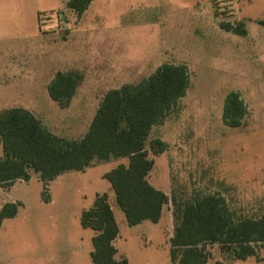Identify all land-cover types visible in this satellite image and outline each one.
<instances>
[{
  "label": "rangeland",
  "instance_id": "obj_1",
  "mask_svg": "<svg viewBox=\"0 0 264 264\" xmlns=\"http://www.w3.org/2000/svg\"><path fill=\"white\" fill-rule=\"evenodd\" d=\"M52 4L56 10L42 15V26L56 41L46 38L26 43L27 53L16 48L0 55V110L31 109L56 135L80 138L108 89L136 83L164 63L184 66L185 95L146 140L154 160L147 180L169 201L157 223L128 225L103 177L126 164L125 157L58 175L45 187L47 200L31 172L28 181L0 185V207L20 203L0 225V264H92L94 232L82 228L79 217L97 193L107 194L119 229L115 257L125 264H172L168 240L178 222L175 211L193 192H219L244 213L264 211V0H92L81 17L68 19L66 0ZM221 21L243 23L246 36L220 28ZM71 66L82 79L62 109L39 84ZM231 91L246 106L234 128L221 118ZM152 139L162 141L160 153L150 150ZM207 248L208 264L223 260L218 244ZM258 253L259 261L229 264H264V248Z\"/></svg>",
  "mask_w": 264,
  "mask_h": 264
},
{
  "label": "trees",
  "instance_id": "obj_2",
  "mask_svg": "<svg viewBox=\"0 0 264 264\" xmlns=\"http://www.w3.org/2000/svg\"><path fill=\"white\" fill-rule=\"evenodd\" d=\"M91 0H67L66 8L80 16ZM264 25V20H259ZM220 28L246 36L244 24L221 21ZM82 79L77 71H56L47 84L51 100L64 109L73 98ZM187 73L182 65L164 63L136 83H124L108 89L80 138L56 135L39 118L22 107L0 111V185L15 180L28 181L36 173L45 187L58 175L69 171H83L94 162L125 157L126 164H118L103 174L114 192L115 200L128 225L144 220L157 223L168 196L152 186L148 173L154 166L148 156L146 140L155 125L177 107L185 95ZM246 115V106L239 94L231 91L222 106V121L228 127H239ZM152 153H160V139L149 142ZM174 200V199H173ZM219 192H193L178 204V222L169 237V258L172 264H208L207 246L218 244L223 260L215 264H229L235 260L254 257L259 261V249L264 248V211L244 213L231 205ZM20 203L6 202L0 207V225L17 214ZM82 228L94 232L91 237L92 264H125L116 259L114 240L118 226L107 194H96L92 205L81 211Z\"/></svg>",
  "mask_w": 264,
  "mask_h": 264
},
{
  "label": "crops",
  "instance_id": "obj_3",
  "mask_svg": "<svg viewBox=\"0 0 264 264\" xmlns=\"http://www.w3.org/2000/svg\"><path fill=\"white\" fill-rule=\"evenodd\" d=\"M52 3H54V0H0V55L7 54L10 52L14 53V49H16V48H21L20 49L21 51H25L27 53L29 51V48H26V43H31L30 46L33 45V43H35V42H36V44L37 43L39 44V42H41L42 40H43L42 43H46V38L47 39L51 38V42L56 41V37L53 36L54 33L49 32L50 36L48 38L47 30H44L43 26H42L43 25L42 15L46 14V13H51V12L56 10L53 8L54 6ZM74 16L76 17V14H74L72 11L68 10V12L64 15V18L68 19V18L74 17ZM77 17L79 18V17H81V15L77 16ZM34 54H36V53H34ZM31 66H32V64H22V67L25 69H27V68L29 69ZM63 69L64 68L56 69L53 72V74L56 71H77L72 66L66 67V70H63ZM77 72H79V71H77ZM53 74L50 77V79L45 80V81L41 82V84H39L42 86L41 92H42V94L43 93L45 94L44 96H46V98L48 96L46 87H47L48 82L53 77ZM35 81L36 80H33V82H35ZM27 82L28 83H26V81H25V83L28 85L33 83L30 81H27ZM35 84L36 83H34L32 85H35ZM77 88H76V92H77ZM30 93H32V91H30ZM16 100H18V98H14V99H11L8 101H16ZM71 101H72V99H71ZM9 108H11V107H9ZM3 109H7V108H3ZM25 109L29 110L33 114L31 109H28V108H25ZM65 137H67V136H65ZM68 138H71V137H68ZM110 208H111V206H110ZM162 212H163V210H162ZM160 219H161V217H160ZM114 242H115V240H114Z\"/></svg>",
  "mask_w": 264,
  "mask_h": 264
}]
</instances>
